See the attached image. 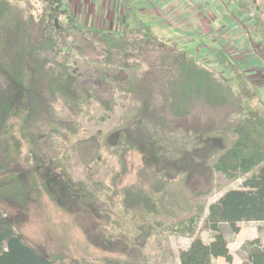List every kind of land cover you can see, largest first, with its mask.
I'll use <instances>...</instances> for the list:
<instances>
[{
    "label": "rangeland",
    "instance_id": "obj_1",
    "mask_svg": "<svg viewBox=\"0 0 264 264\" xmlns=\"http://www.w3.org/2000/svg\"><path fill=\"white\" fill-rule=\"evenodd\" d=\"M9 1L14 12L19 11L25 18H47L55 26H67L66 43L79 49H75L70 69L75 68L80 87L88 86L99 97H114V103L106 107L89 97L77 104L79 108L70 109L64 98L55 102V116L60 119V133L53 136L59 148V160L55 163L50 160L57 153L48 140L38 136L31 145L19 131V117L10 116L6 125L14 128L19 148L13 145L11 152H5L7 138L0 130V185L3 187L14 177H26L28 195L23 201L1 192L0 207L17 223V231L29 244L44 255H58L67 264H180V252L193 238L180 228L179 218L191 215L190 212L180 209L176 210L178 217H168L162 210L157 216L134 210L123 203L120 193H113L114 177L121 173L117 180L119 188L142 187L146 192L163 184L162 191L155 196L159 206L161 202L171 206L173 200L185 207H196L195 234L209 242L214 236L205 223L210 204L227 190L242 188L247 176L229 179L213 167L218 154L208 157L206 153H197L207 151L208 147L215 149L220 139L215 136L210 143L211 135L196 132L192 122L188 121L187 127L185 121L171 117L175 130L166 133L152 125L148 117L133 120L135 106L131 100L121 98L100 78L105 66L96 59L102 58L105 44L78 26L105 27L113 34L134 27L148 32L152 36L147 43L127 51V58L138 60L146 75L160 71L166 76L175 70L172 62H178L181 53L192 54L230 81L243 98L242 108L235 115L240 119L264 113V0ZM215 49H221L227 57L225 65L219 62ZM167 53L171 54L170 65L162 66V55ZM0 81L1 88L10 86L2 76ZM156 99L157 111H161L164 104L160 93ZM198 107L199 115L211 116L210 108L204 110L202 103ZM194 117L193 114L188 120L197 119ZM46 120L43 122L47 128ZM128 122L134 141L123 148L113 146L117 129ZM147 129L148 135L143 136ZM205 130L209 128L205 126ZM148 136L156 141V148L139 145ZM233 138L227 133V141ZM30 153L34 156L31 162L26 161ZM38 157L47 158L41 169L52 168L58 181L68 178L78 188L79 183L86 184L88 190L82 192L83 199L74 201L65 182L62 188L52 186L48 191L40 172L32 168L37 166ZM163 163L168 164L167 173ZM199 190L206 192L196 195L194 192ZM108 201L111 210L106 212L103 208L109 206ZM200 207L204 212L199 217ZM222 228L229 239L233 264L247 262L248 241L258 239L264 245V220L225 223ZM214 264L229 263L225 258H216Z\"/></svg>",
    "mask_w": 264,
    "mask_h": 264
},
{
    "label": "trees",
    "instance_id": "obj_2",
    "mask_svg": "<svg viewBox=\"0 0 264 264\" xmlns=\"http://www.w3.org/2000/svg\"><path fill=\"white\" fill-rule=\"evenodd\" d=\"M78 28L87 29L92 38L98 37V40L105 44V53L101 54L102 58L96 59L101 66H105L100 78L111 85L113 92H117L121 98L131 100L135 106L133 120L138 116L148 117L152 125L166 133L175 130L172 118L185 121L187 127H190L189 122H192L196 132L211 135L210 143L216 139L215 136L220 139V144L215 149L208 147L207 151L197 153H206L208 157L218 154L213 167L229 179L247 176L242 188H231L210 204L205 223L214 232V236L209 242L195 234L198 220L194 214L196 207H185L173 200L171 206L163 202L162 206H159L155 196L162 191L160 188L163 184L153 188V192H146L142 187L119 188L121 173H118L114 177L113 193H120L123 203L134 210H145L156 216L160 215L161 210L168 217H178L179 211L176 210L180 209L182 212H190L191 215L183 217L188 222L179 218L180 228L193 238L189 246L181 250L180 264H214L218 257H223L229 264H233L229 239L222 225L264 220V113L249 114L240 119L235 117L242 108L243 98L232 88L230 81L200 63L192 54L181 53L180 60L172 62L175 70L166 76L160 71L153 75L143 73L138 60L127 58V51L140 48L149 41L152 35L144 30L142 33L134 27L113 34L105 27L81 25ZM68 32L67 26H55L51 19L36 21L33 18H25L19 11L14 12L9 0H0V76L10 85L6 89L0 87V130L7 138L4 144L5 152H11L14 146L19 148V138L13 131L14 128L6 125L12 115L19 117V131L31 145L37 141L38 136H44L48 140L52 150L57 153L50 160L55 163L59 160V148L55 145L53 136L60 133V119L55 116L54 104L59 98H64L70 109L79 108L77 104L88 100L89 97L96 98L106 107L113 106L114 97H99L91 93L88 86L80 87L75 68L70 69V61L78 48L75 45L69 47L66 43ZM215 54L221 64L227 63L228 59L221 49H215ZM170 55H162V66L170 65ZM159 93L164 104L161 111H157L155 104L156 95ZM200 103L203 104L204 110L210 108L211 116L206 114L204 117L203 113H197ZM193 114L197 119L188 120ZM45 120L47 128L44 126ZM205 126L209 130L206 131ZM75 127H71L73 132ZM129 127L128 122L117 129L115 142L111 143L113 146L123 148L134 141L132 129ZM147 131L148 129L143 136L148 135ZM227 133L234 137L233 140H226ZM148 138L149 136L139 145L142 148H156V141ZM29 155L26 161L31 162L34 156L31 153ZM121 156L122 152L120 160ZM46 159L38 157L35 161L37 166L34 164L32 168L40 172L42 184L47 190L50 191L52 186L62 188L65 182L74 201L83 199L85 194L82 192H87V185L79 183L78 188L73 186L68 178H60L58 181L52 168L41 169ZM166 165L168 164H162L164 167ZM167 169L165 167L164 171L161 168L165 173ZM20 177L5 181L3 187L0 185V193L9 198L21 197L26 201L27 180L24 179L26 177ZM205 192L199 190L194 193L202 195ZM107 203L109 206L106 205L103 210L109 212L111 201ZM200 208L199 217L204 212V208ZM16 224L0 207V264H67L58 255L40 253L17 231ZM245 248L248 258L244 264H264V245L260 244L258 239L248 241Z\"/></svg>",
    "mask_w": 264,
    "mask_h": 264
},
{
    "label": "crops",
    "instance_id": "obj_3",
    "mask_svg": "<svg viewBox=\"0 0 264 264\" xmlns=\"http://www.w3.org/2000/svg\"><path fill=\"white\" fill-rule=\"evenodd\" d=\"M218 258H223V257H218Z\"/></svg>",
    "mask_w": 264,
    "mask_h": 264
}]
</instances>
